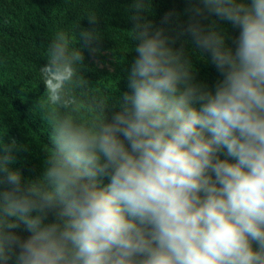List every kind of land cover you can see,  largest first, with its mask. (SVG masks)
Here are the masks:
<instances>
[{
	"label": "clouds",
	"instance_id": "clouds-1",
	"mask_svg": "<svg viewBox=\"0 0 264 264\" xmlns=\"http://www.w3.org/2000/svg\"><path fill=\"white\" fill-rule=\"evenodd\" d=\"M147 8L132 0L136 55L110 117L111 96L90 92L83 75V48L95 52L100 32L53 33L39 69L49 128L39 175L11 167L26 145L0 141L3 264H264V0L191 9L179 35L210 57L214 90ZM208 16L238 35L205 26Z\"/></svg>",
	"mask_w": 264,
	"mask_h": 264
},
{
	"label": "trees",
	"instance_id": "trees-1",
	"mask_svg": "<svg viewBox=\"0 0 264 264\" xmlns=\"http://www.w3.org/2000/svg\"><path fill=\"white\" fill-rule=\"evenodd\" d=\"M131 4L132 0H0V141L11 145L15 140L18 147H28V151L13 149L11 164L25 179L39 175L48 143L49 128L38 106L44 91L39 69L45 63L53 33L64 29L75 34L78 25V31L96 28L100 32L101 38L91 46L95 52L83 48V75L90 92L111 96L110 117L120 110L122 94L129 90L127 72L136 55L129 30ZM195 6L197 0H148L146 16L154 27H162L166 34L176 37L174 47L188 50L196 80L214 90L220 76L210 57L204 53L206 59L194 49L187 33L179 35L193 18L191 9ZM89 13L98 16L97 24H89ZM166 14H171L168 22H164ZM200 19L205 26L215 22V27L227 30L231 38L238 35V30L215 16ZM226 43L231 46L232 39ZM77 47H83L82 42ZM103 183L108 180L105 178ZM16 231L22 238L31 235L23 225ZM8 264L16 261L9 260Z\"/></svg>",
	"mask_w": 264,
	"mask_h": 264
}]
</instances>
